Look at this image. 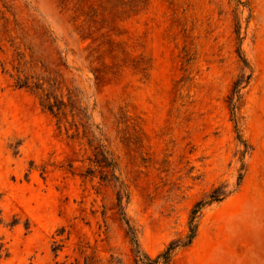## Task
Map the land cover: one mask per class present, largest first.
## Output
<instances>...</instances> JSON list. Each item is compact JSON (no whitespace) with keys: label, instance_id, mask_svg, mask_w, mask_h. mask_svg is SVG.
Masks as SVG:
<instances>
[{"label":"rangeland","instance_id":"1","mask_svg":"<svg viewBox=\"0 0 264 264\" xmlns=\"http://www.w3.org/2000/svg\"><path fill=\"white\" fill-rule=\"evenodd\" d=\"M100 150L150 257L224 185L170 264H264V0H0V264H134Z\"/></svg>","mask_w":264,"mask_h":264},{"label":"trees","instance_id":"2","mask_svg":"<svg viewBox=\"0 0 264 264\" xmlns=\"http://www.w3.org/2000/svg\"><path fill=\"white\" fill-rule=\"evenodd\" d=\"M240 57L241 53H240ZM242 61L244 63V67H248V64L244 58H242ZM250 79V75L247 77H242V80H238L233 87V96L231 99V108H232V120L234 122L235 132L237 134L238 141L243 144L244 148L247 149V145L244 141L241 140L239 129H238V122L236 119V103H234V99L239 98L240 93V87L243 83H248V80ZM24 87V84L19 86ZM54 107L53 105L48 106L47 110L54 113ZM58 109V108H57ZM92 163L96 166H101L105 170L103 171L101 178L102 180L106 182H110L113 184V186L116 189V196H117V207L120 214V219L123 222L125 228H126V234L127 237L130 240L131 246H132V253L134 258V264H170L173 257L175 256L176 252L178 250L188 248L194 241V239L197 236L198 232V224L199 219L202 213V210L210 206L213 203L221 202L224 200L229 194H231L230 191H227L226 186L222 185L217 188H215L210 194L206 196L205 199L199 201L194 205L192 210L190 211L188 224H187V233L184 237H180L177 239L172 240L165 249L159 253L155 257H150L148 254H146L139 245L135 229L131 226L128 218L126 217L123 201L124 199L128 201L129 196L127 193V188L123 181L120 179V177L116 174L117 166L111 157V155L105 151L100 150L98 153L95 154L94 160ZM239 181H241V177L239 178ZM2 224V219L0 217V225Z\"/></svg>","mask_w":264,"mask_h":264}]
</instances>
